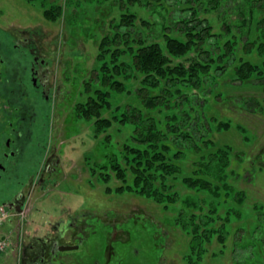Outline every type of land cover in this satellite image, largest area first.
Wrapping results in <instances>:
<instances>
[{
	"label": "rangeland",
	"instance_id": "374dc122",
	"mask_svg": "<svg viewBox=\"0 0 264 264\" xmlns=\"http://www.w3.org/2000/svg\"><path fill=\"white\" fill-rule=\"evenodd\" d=\"M64 1L58 0V3ZM198 1L205 2L69 0L63 5V15L47 19L43 16L41 0H0L2 31L32 29L43 37L44 42H54L51 48L59 53L61 60L51 66L65 91L64 100L62 98L56 107L58 112L52 135L55 154L60 160L51 176L57 185L47 195L36 190L27 198L24 206L29 207L28 216L23 218L22 225L14 218L1 226V231H11V245L16 251L27 245L29 239L25 236L39 237L44 233L49 236L53 234L52 231L47 233L49 225L58 223L61 234L64 233L60 236L61 243L78 245L63 254L72 256L76 264H264V66H261L262 74L253 75L247 83L235 81L233 74L234 66L240 61L262 64L261 50L246 54L240 40L246 35L252 41L264 42V0H250L249 3L220 0L218 8L216 2L207 0L194 10L196 18L207 20L215 34V37L206 38L203 47L211 50V56L216 58L223 52L225 41L229 40L232 41L231 53L223 57L225 70L212 79V92L204 108L185 107L191 112L192 120L197 115L207 118L208 128H199L196 139L182 141V146L174 135H167V139H171L167 155L179 154L176 159L167 161L173 166H170L172 173L165 179L171 186L169 192L177 194L176 201L158 203L136 192H117L115 189L121 182L113 175L105 182L98 173L92 175L89 169L94 162L107 163L111 154L120 160L123 147L130 143L134 131L131 123L113 122L105 131L96 134L94 117L76 116L77 104L87 99L85 80L90 78L95 67L99 42L105 35L112 40L117 32L123 36L132 26L131 37L138 32L147 42H158L169 56L163 38L164 32H168L167 26H171V36L186 40L177 17L189 13L190 7ZM238 4L243 13L245 9L252 12L248 25L240 23ZM126 14L132 18L125 17ZM225 23L228 29L224 28ZM236 33L240 37L237 43L232 39ZM121 42L124 43L122 38ZM129 99L132 97L113 95L111 101L124 105ZM111 114V111L103 113L107 117ZM220 122L225 126H219ZM223 146L229 147L230 159L227 158L229 162L222 173L212 170L214 161L207 164L211 167L207 172L212 177L207 179L211 183L210 189L191 187L185 182L187 178L202 177L197 165L200 157ZM94 167L98 169L96 164ZM223 175L235 189L231 194L225 195L223 188L216 193L213 188ZM241 190L245 191L246 197L243 203L237 201L236 192ZM180 211L189 220L194 217L196 222L213 220L209 226L199 225L198 232L202 236L207 233V239L202 241L203 246L196 247L198 254L193 253L190 260L187 256L191 253V227L186 229L177 223ZM68 217L75 219L65 220ZM83 220L92 226L84 227L86 237L81 243L72 244L75 227ZM222 221L228 222L225 225L227 236L220 241L212 232L219 230ZM111 224L117 227L112 228ZM37 227L39 230H35ZM106 233L114 240V254L109 260L105 248ZM220 235L223 238V234Z\"/></svg>",
	"mask_w": 264,
	"mask_h": 264
},
{
	"label": "trees",
	"instance_id": "16d2710c",
	"mask_svg": "<svg viewBox=\"0 0 264 264\" xmlns=\"http://www.w3.org/2000/svg\"><path fill=\"white\" fill-rule=\"evenodd\" d=\"M67 1L69 0L60 4L58 0H41L43 16L47 19L60 17L64 12L63 5L67 4ZM127 1L130 2V0ZM219 1L210 0L211 3L216 2L217 8ZM245 1L249 3L250 0ZM201 2L204 1L196 2L190 7L189 13H181V16L177 17L180 19L178 21L180 30L185 31L186 40L171 36L169 34L171 26H167L168 32H164L163 38L169 56L163 52L158 42H147V39L138 32L131 37L132 26L126 29L123 36L117 32L113 40L109 35H105L99 42L95 67L92 69L90 78L85 80L84 92L87 94V99L84 103L77 104L76 116L94 117L96 134L105 131L113 122L134 125L130 143H125L120 160L115 154H111L108 156L107 163L94 162L89 168L92 175L98 173L100 179L105 182H108L113 175L121 182L115 189L117 192L125 190L136 192L151 197L158 203H170L173 199L177 200V194L175 192L171 194L169 192L171 186L165 183L167 174L172 173L170 166H173L167 161L179 156L178 153L172 157L167 155L170 149L168 141L171 140L167 139V135H174L176 142L180 141L182 146V141L190 142L196 139L199 128L203 126L208 128L207 118L197 115L192 120L191 112H187L185 107L189 105L192 109V106L197 105L204 108L212 92L214 84H212V79L225 70L226 63L223 57L231 53L230 43L232 41L229 40L225 41L223 52L216 57L217 59L211 56V50L203 47L206 38L215 37V34L212 33V26L207 20L196 18L197 13L194 10ZM236 8L240 12V23L248 25L251 22L252 12H247L245 9L246 13H243L239 4ZM125 17L132 18L127 14ZM224 28L228 29L227 23L224 24ZM121 38L124 43L121 42ZM232 39L237 43L240 40L239 34L236 33ZM240 42L245 45L243 51L246 54L259 49L264 56V42L252 41L246 35L241 37ZM261 63L259 65L249 60L240 61L234 66V80L247 83L253 79V75L262 74L261 66H264V59ZM113 95H126L132 99L122 105L118 101H111ZM113 107L115 110L112 109ZM106 111L113 112L111 117L103 115ZM115 111L117 112L114 114ZM222 125L225 126L220 122L219 126ZM194 144L197 147V142ZM229 153V147L223 146L203 154L197 164L203 176H197L199 178L195 180L187 178L185 182L191 187L210 189L211 183L207 179L212 177L208 176L207 172L211 171V167L207 164L214 161L215 166L212 170L215 173H222L229 162ZM95 164L98 169L94 167ZM204 168L205 170H202ZM227 180L224 175L218 178L219 183L213 186L216 193H219L220 188L224 189L225 195L234 192L235 189L228 184ZM244 192L243 190L236 192L239 203H243L246 198ZM212 217L210 216L211 219ZM176 219L182 227L186 229L191 227V230L189 228L191 253L187 256L190 260L193 258V253L198 254L196 247L203 246L202 241L207 239L205 237L207 233L202 236L198 232L199 225L209 226L213 220H207L205 223L202 220L196 222L194 217H191V220L187 219L186 214L181 211ZM227 223V221H222L219 224V230L212 232V235H217L218 239H221L220 241H223L226 235L225 225ZM220 234H223V238Z\"/></svg>",
	"mask_w": 264,
	"mask_h": 264
},
{
	"label": "flooded vegetation",
	"instance_id": "af4514ba",
	"mask_svg": "<svg viewBox=\"0 0 264 264\" xmlns=\"http://www.w3.org/2000/svg\"><path fill=\"white\" fill-rule=\"evenodd\" d=\"M52 45L54 42H44L32 29L0 28V206L14 210L21 209L36 190L47 195L57 185L51 176L60 160L52 135L56 107L65 91L51 66L61 60ZM85 221L75 227L72 244L86 237L84 227L92 225ZM49 226L47 233L53 232L49 236H25L29 240L20 250L19 264L74 263L72 256L63 255L69 250L63 248L72 245L61 243L64 233L60 232V224ZM106 234L105 248L110 259L114 240Z\"/></svg>",
	"mask_w": 264,
	"mask_h": 264
},
{
	"label": "built area",
	"instance_id": "2783aa9c",
	"mask_svg": "<svg viewBox=\"0 0 264 264\" xmlns=\"http://www.w3.org/2000/svg\"><path fill=\"white\" fill-rule=\"evenodd\" d=\"M28 210L29 207H27L26 205L20 211L0 206V230L1 226H3L7 221H11L14 218H18V224L20 223L22 225V223L24 222L23 218L27 216ZM9 235L10 232L5 233V231H3L2 229V235H0V253L5 252L11 247V239Z\"/></svg>",
	"mask_w": 264,
	"mask_h": 264
},
{
	"label": "crops",
	"instance_id": "0c3cea01",
	"mask_svg": "<svg viewBox=\"0 0 264 264\" xmlns=\"http://www.w3.org/2000/svg\"><path fill=\"white\" fill-rule=\"evenodd\" d=\"M9 232L11 233L10 230L8 231V233ZM0 235H2V231L1 230H0ZM11 237L13 238V236H11ZM19 259H20V250L16 251L14 246H12V245L5 252L0 253V264H19L20 263Z\"/></svg>",
	"mask_w": 264,
	"mask_h": 264
},
{
	"label": "water",
	"instance_id": "95a60500",
	"mask_svg": "<svg viewBox=\"0 0 264 264\" xmlns=\"http://www.w3.org/2000/svg\"><path fill=\"white\" fill-rule=\"evenodd\" d=\"M72 247H76V246H67V247H65L63 249H71Z\"/></svg>",
	"mask_w": 264,
	"mask_h": 264
}]
</instances>
